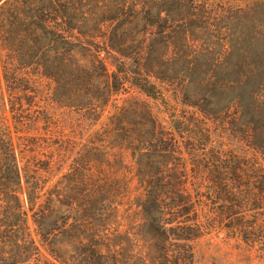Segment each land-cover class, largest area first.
<instances>
[{"label":"trees","instance_id":"trees-1","mask_svg":"<svg viewBox=\"0 0 264 264\" xmlns=\"http://www.w3.org/2000/svg\"><path fill=\"white\" fill-rule=\"evenodd\" d=\"M231 1L0 0V44L8 60L4 71L12 108L22 115L19 123L26 124L23 114L33 108L34 118L28 115L26 121H42V109L36 104L38 84L54 81L58 86L53 79L60 77L59 72L62 76L68 75V70L76 73L88 66L106 69L109 58L120 64L133 61L139 65L162 47L172 52L171 60L182 61V48H197L199 43L192 32L193 21L208 24L209 20H232L237 14L264 9V0ZM214 41L222 45L223 38ZM250 43L242 41L237 46L248 47ZM224 47L231 51L236 45L228 41ZM106 74L109 75L107 69ZM104 87L108 96L117 95L109 81ZM146 87L139 90L146 94ZM52 91L50 88L48 95ZM50 124L47 119L44 128H50ZM108 130L106 137L116 134L115 129ZM14 142L9 129L0 128V198L7 200L0 217V247L6 262L33 264L42 254L41 246L60 262L55 247L67 243L59 241L68 231L73 234L71 241L88 250L82 264H195L194 243L209 227L200 221L197 201L186 189V182L176 175L184 156L175 150L180 148L175 132L168 133L156 124V128L148 129L146 136L136 140L141 147L139 160L161 161L167 157L175 165L164 163L155 171L142 172L134 188L123 178L110 174L108 168H100L97 177L91 176V169L82 177L71 170L51 188H47V183L36 182L38 174L23 185ZM238 167L231 168L233 173L244 170L242 165ZM254 173L261 174L253 181L237 177L231 179L228 187L217 184L214 195L219 201L215 203L217 209L225 207L231 220L225 226L230 236L257 245L264 239L258 235L262 226L244 222L246 212L255 211L258 215L264 209V168L255 169ZM66 183L75 196L61 194L70 190ZM64 198L71 200L66 202ZM100 199L104 200L96 214L85 215L91 212L83 208H90ZM113 213L118 223L115 230L105 219ZM97 216L104 226L98 227ZM118 237L122 242L116 246L113 240ZM79 258L76 255L75 259Z\"/></svg>","mask_w":264,"mask_h":264},{"label":"rangeland","instance_id":"rangeland-1","mask_svg":"<svg viewBox=\"0 0 264 264\" xmlns=\"http://www.w3.org/2000/svg\"><path fill=\"white\" fill-rule=\"evenodd\" d=\"M233 17L209 20L208 24L193 21L192 32L199 43L197 48H182V61L171 60L172 52L162 47L147 58V54L143 56L146 59L139 65L109 58V75L100 66H88L81 72L68 70V75L59 72L60 77L53 79L58 86L54 81L37 83L36 104L42 109V121H26L28 115L34 118L33 108L23 114L25 125L18 121L22 115L12 108L4 71L8 60L0 44V128H8L14 137L23 185L38 174L36 182L51 188L71 170L82 177L91 169V176L97 177L100 168H108L110 174L134 188L142 172L155 171L164 163L174 164L167 157L139 160L141 147L136 140L157 124L168 133L175 132L180 145L175 150L184 156L176 175L186 182V189L197 201L200 221L209 227L194 243L195 264H264V239L257 245L233 239L225 230L231 222L225 207L217 209L215 204L219 202L214 195L217 184L231 185V179L237 177L253 181L261 174L254 170L264 168V9ZM218 37L223 38L222 45L214 43ZM228 41L236 45L231 51L224 47ZM242 41L251 43L238 47ZM10 64L12 70L13 61ZM108 81L117 95H107L104 84ZM142 86H147L149 96L139 90ZM50 88L53 91L48 95ZM47 119L50 128H44ZM109 128L116 130L112 137H106ZM50 161L53 163L48 169ZM241 165L245 171L233 173L231 168ZM226 166L230 169L224 170ZM68 189L61 194L76 195ZM104 199L83 208L91 212L85 215L96 214ZM5 201L0 198V217ZM254 212H246L244 222L248 226L258 222L262 226L258 235L264 237V209L258 215ZM105 219L115 230L116 213ZM97 222L98 227L105 224L98 216ZM31 228L34 232L32 221ZM64 234L59 242L67 243L55 247L61 263L41 246L42 254L33 264H82L88 250L71 241L72 233ZM121 242L119 237L113 240L116 246ZM2 253L0 247V264H10ZM76 255L81 258L75 259Z\"/></svg>","mask_w":264,"mask_h":264}]
</instances>
